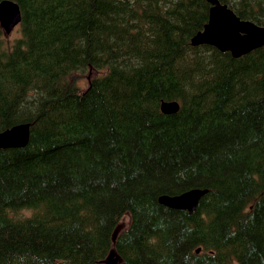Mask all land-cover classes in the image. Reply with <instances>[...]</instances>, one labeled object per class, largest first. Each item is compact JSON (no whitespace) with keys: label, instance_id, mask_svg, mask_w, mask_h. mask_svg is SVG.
Returning a JSON list of instances; mask_svg holds the SVG:
<instances>
[{"label":"trees","instance_id":"1","mask_svg":"<svg viewBox=\"0 0 264 264\" xmlns=\"http://www.w3.org/2000/svg\"><path fill=\"white\" fill-rule=\"evenodd\" d=\"M11 1L0 133L31 137L0 150V264H264V47H194L206 0ZM220 2L264 27V0Z\"/></svg>","mask_w":264,"mask_h":264},{"label":"water","instance_id":"2","mask_svg":"<svg viewBox=\"0 0 264 264\" xmlns=\"http://www.w3.org/2000/svg\"><path fill=\"white\" fill-rule=\"evenodd\" d=\"M208 1L215 6L211 10V14H212L211 15V22L209 25L206 26V30L204 33H200L198 36H196L193 39L194 45L212 44V45L218 46L221 49L223 48L222 46L230 45L227 33H225V31H222L225 33V34L222 33L223 35L220 33L222 30V25H220L221 19L224 16L230 18L232 20L233 26L236 28V29H234L233 34L236 37V43L239 46L238 47L239 53H237V54L233 53V55L235 57H239L243 54H246V53L250 52L252 49L257 48L263 44V43H261V44L257 45L260 41H262V38L255 39L249 44H243L244 42L242 41V39L248 37V30L250 32H253L256 34H261V36L264 38V33H263L264 28H260L251 22H243V21L241 22L240 19L237 18L232 12L228 11L226 7H221L220 2L218 0H208ZM2 12H3V16L1 15ZM0 21H1L2 27L6 30L7 34H10L11 31L21 22V12H20L19 6L13 2H10V1L2 2L0 4ZM214 23L217 25H215ZM218 28H220V29H218ZM215 30H217V31H215ZM218 31H220V32H218ZM240 33H245L247 35L243 36ZM220 38L224 39V40H221ZM239 38H241V39H239ZM222 50L232 51L229 48H223ZM178 109H179V106L177 103L164 104L163 105V111L165 113H175L178 111ZM29 138H30V126L28 124L16 126L12 129L5 131V132L0 134V149L1 148H4V149L13 148V147L14 148L25 147L29 142ZM204 194H206V192L192 191L190 193L183 195L184 197L183 196L177 197V198L163 197V198H161L160 201L162 204H165L169 207L177 208V209H189L190 212H193L196 209L200 198ZM172 204H173V206H172ZM174 205H183L184 207L180 208V206H174ZM118 233H119V228L114 233L113 237L115 239H116V236L118 235Z\"/></svg>","mask_w":264,"mask_h":264},{"label":"bare ground","instance_id":"3","mask_svg":"<svg viewBox=\"0 0 264 264\" xmlns=\"http://www.w3.org/2000/svg\"><path fill=\"white\" fill-rule=\"evenodd\" d=\"M4 1H10V2H13V3H15V4H17L16 2H14V1H11V0H3L2 2H4ZM210 5H211V9H210V16H209V21H208V23L205 25V28H204V30L203 31H201V32H199L196 36H198L200 33H204L205 32V30H206V26L207 25H209L210 24V22H211V10H212V8H214L215 6L213 5V4H211L208 0H206ZM219 2H220V0H218ZM2 2H0V4L2 3ZM18 5V4H17ZM220 5H221V7H226L227 8V10L228 11H230V12H232L237 18H239L240 19V21L242 22H251V21H248V20H242L240 17H238L236 14H235V12L233 11V10H231L227 5H225V4H222L221 2H220ZM19 6V5H18ZM19 8H20V6H19ZM225 9V8H224ZM219 11V10H218ZM20 12H21V9H20ZM221 12V11H220ZM231 13V14H232ZM217 14V13H216ZM220 14V13H219ZM1 15L3 16V12L1 13ZM5 20V19H4ZM21 22H22V12H21ZM21 22L11 31V33L18 27V26H20V24H21ZM213 23V22H212ZM251 23H253V22H251ZM215 24V23H214ZM253 24H255V23H253ZM215 25H217V24H215ZM220 25H222V30H221V32L220 31H218V32H220L221 34L222 33H224V32H222V31H225V33H227V35H228V40H229V42H230V45H225V46H222L223 48H229V49H231L232 51H230V50H222L221 48H219L218 46H216V45H212V44H201V45H194L193 44V39L196 37H194L193 39H192V45L194 46V47H199V46H211V47H214V48H216V49H218L220 52H229V53H231L232 54V56L234 57V58H240V57H242V56H245V55H247V54H249V53H251V52H253V51H255V50H258V49H261V48H263L264 47V38L261 36V34H256V33H253V32H250L249 30H248V37L247 38H243L242 39V41L244 42L243 44H249V43H251L253 40H255V39H258V38H262V41H260L257 45H259V44H261V43H263L261 46H259V47H257V48H254V49H252L250 52H248V53H246V54H243V55H241V56H239V57H235L234 55H233V53H235V54H237V53H239V50H238V45H237V43H236V37L234 36V34H233V31H234V29H236L234 26H233V24H232V20L230 19V18H228V17H226V16H224L222 19H221V24ZM256 26H258V27H260V28H264L263 26H260V25H257V24H255ZM0 27L2 28V30H3V32H4V34L6 35V36H8V35H10V34H7V32H6V30L2 27V25H1V21H0ZM221 28V27H220ZM220 28H218V29H220ZM244 30V29H243ZM215 31H217V30H215ZM224 33V34H225ZM264 33V32H263ZM214 34V33H213ZM241 35H247V34H245V33H240ZM223 35V34H222ZM238 35V34H237ZM213 36V35H212ZM221 36V35H220ZM225 36V35H224ZM217 37V36H216ZM239 37V36H238ZM237 37V38H238ZM221 39V38H220ZM219 39V40H220ZM239 39H241V38H239ZM221 40H224V39H221ZM220 40V41H221ZM241 41V40H240ZM223 42V41H222ZM241 43V42H240ZM217 44V43H216ZM220 45V44H219ZM244 46V45H243ZM221 47V46H220ZM172 103H177L178 104V106H179V109H178V111L177 112H175V113H165L164 111H163V105L164 104H172ZM169 109V108H168ZM161 110H162V113L163 114H165V115H173V114H177L178 112H179V110H180V104L177 102V101H172V102H164L163 104H162V106H161ZM22 125H24V124H22ZM29 125V124H28ZM17 126H19V125H17ZM30 126V125H29ZM14 127H16V126H14ZM14 127H12V128H14ZM12 128H10V129H12ZM10 129H8V130H10ZM8 130H6V131H8ZM5 132V131H4ZM1 133H3V132H1ZM0 133V134H1ZM30 137H31V126H30ZM4 141V140H3ZM15 141V140H14ZM29 141H30V138H29ZM2 143V142H1ZM28 144H29V142H28ZM27 144V145H28ZM26 145V146H27ZM25 146V147H26ZM22 148H24V147H22ZM8 149H21V148H6V149H4V148H1L0 150H8ZM192 191H201V192H206V194H204L201 198H200V200H199V202H198V204H197V207H198V205L200 204V202H201V200L205 197V195H207L208 194V192H209V190H203V189H193V190H190V191H188V192H185V193H183V194H181V195H177V196H170V195H163V196H161L160 198H159V203L162 205V206H165V207H167V208H169V209H172V210H179V211H187V212H189L190 214H193L196 210H197V207H196V209L193 211V212H190L189 211V209H177V208H172V207H169V206H167V205H165V204H162L161 203V198H163V197H169V198H177V197H181V196H183V195H185V194H187V193H190V192H192ZM195 193V192H194ZM193 194V193H192ZM196 195V194H195ZM189 196V195H188ZM184 197V196H183ZM193 197V196H192ZM185 199V198H184ZM183 199V200H184ZM180 201V200H179ZM172 202V201H171ZM177 202V201H176ZM175 203V202H174ZM172 206H173V204H172ZM174 206H180V208L181 207H184L183 205H174ZM189 208V207H188ZM119 233L122 231V230H124V229H126V228H124V226H123V224H121L119 227ZM117 228V229H118ZM116 229V230H117ZM115 230V231H116ZM115 233V232H114ZM119 233H118V235H119ZM118 235L116 236V239L113 237V244H114V247H115V244H116V242H117V238H118ZM197 253H200V250H197ZM115 257V258H114ZM103 263L104 264H122V259H121V257H120V255H119V253L115 250V249H112L111 250V252L109 253V255H108V257L106 258V260H104L103 261Z\"/></svg>","mask_w":264,"mask_h":264},{"label":"rangeland","instance_id":"4","mask_svg":"<svg viewBox=\"0 0 264 264\" xmlns=\"http://www.w3.org/2000/svg\"><path fill=\"white\" fill-rule=\"evenodd\" d=\"M19 36H20V32H19V28L17 27L10 35L5 36V38H6V41L13 42ZM122 224H123L124 228H127L128 225H129V219H127V220L124 219L123 222H122Z\"/></svg>","mask_w":264,"mask_h":264}]
</instances>
